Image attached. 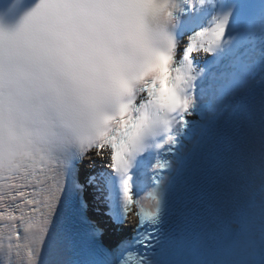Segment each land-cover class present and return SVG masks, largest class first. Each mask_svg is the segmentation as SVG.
I'll return each instance as SVG.
<instances>
[{"label":"snow or ice","instance_id":"1","mask_svg":"<svg viewBox=\"0 0 264 264\" xmlns=\"http://www.w3.org/2000/svg\"><path fill=\"white\" fill-rule=\"evenodd\" d=\"M21 3L0 264H264V0Z\"/></svg>","mask_w":264,"mask_h":264},{"label":"clouds","instance_id":"2","mask_svg":"<svg viewBox=\"0 0 264 264\" xmlns=\"http://www.w3.org/2000/svg\"><path fill=\"white\" fill-rule=\"evenodd\" d=\"M12 2V0H4V3H3V7L4 8H7V6ZM71 42L75 45L76 43L79 42V38L78 37H72L71 38Z\"/></svg>","mask_w":264,"mask_h":264}]
</instances>
